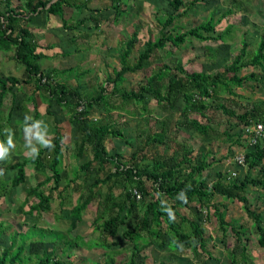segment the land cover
<instances>
[{
    "label": "trees",
    "instance_id": "obj_1",
    "mask_svg": "<svg viewBox=\"0 0 264 264\" xmlns=\"http://www.w3.org/2000/svg\"><path fill=\"white\" fill-rule=\"evenodd\" d=\"M21 1L22 6L15 8L12 0H0V53H11L10 59L22 66L24 85L33 86V93L25 96L22 87H17L19 81L15 77L0 78V114L4 110V102L10 99L6 118V124L9 125L15 114L20 117L29 114L25 101L29 102L34 108V116L21 123L33 126L40 115L36 96L48 106L54 101L66 112L69 123L75 128L73 157L82 159L83 162L77 170L67 174L63 168V134L55 125L54 136L45 140L48 143H44L32 156L12 164L0 165V199L10 197L17 187L24 185L28 168H32L36 184L27 189L20 210L28 206V210L24 212L26 216L49 213L53 206V194L64 180L66 185L57 196L62 213L65 207L62 194L72 184L78 197L68 211L70 232L76 229L91 203L96 207L91 222L93 230L99 234L95 245L108 252L103 262L94 264H145L147 257L142 253L152 245L175 253H179L180 248H185L197 260H204V256L212 258L207 250V237L203 227V223L211 219L217 222L223 233L229 228L240 245L242 233L234 225L235 221L225 220L222 211L225 206L216 203V197L241 206L254 225L258 246L264 250V216L252 209L247 197L248 186L264 190V138L256 137L254 132L247 133L256 142L245 145L242 167H246L247 172L243 178H235L232 173L216 172L215 179L209 184L210 174L204 175L203 172L211 163H207L205 158H195L189 145L177 143L170 157H164L158 152V146H166L173 140L168 133L171 119L159 122L152 133H140L143 137L140 136L139 146L124 162L121 155L111 154L107 150L106 143L109 139H114L132 145L136 139H131L130 142L123 130L116 128L110 121L93 120L90 117L93 111L103 109L111 120L113 110L131 104L139 106L141 113L150 115L147 101L153 100L161 110L181 116L184 120L180 123L181 126L192 130L201 138L224 136L226 142L240 145L245 130L256 125L264 127V102L257 101L251 106L242 107L234 99L224 96L237 97L235 90L242 89L247 83H255L257 86L264 83V36L254 54L249 53L248 43L242 40L238 54L215 74L203 71L188 73L178 61L173 67L163 64L144 83H140L137 89L126 90L123 87L124 76L144 71L149 61L167 45L179 48L190 38L202 43L224 44L230 38L232 26H227L220 33L216 27L224 16L232 14L231 8L222 16L220 14L218 19L212 15L205 22L178 34L174 33L175 22L186 14L187 9L206 0H191L186 3L183 0H168L170 11L165 14L164 21L158 23V36L144 42V51L137 56L135 62L130 63V56L138 42L137 32H133L123 42L122 52L118 57L120 69L113 70L92 95H80L75 88L66 84L67 81L57 79H64V76L67 80L72 76L78 77L76 68L51 69L46 73L42 71L40 61L47 60V55L33 30L39 31L43 27V20L49 23L46 19L50 18L60 19V29L63 31H77L85 27L87 22H93V26L86 29L97 27L102 21L94 18L93 13L96 11L92 12L88 8L93 0ZM110 2L109 9L113 12L112 21L115 23L124 14L125 6L121 0ZM236 5L240 6L239 1L232 0V7ZM65 9L73 10L74 16L64 19ZM86 9L90 16L79 18ZM180 9L184 11L180 13ZM89 36V33L79 31L78 35L69 39L68 44L78 52L80 48L76 39H88ZM204 56L215 62V52L210 47L205 48ZM249 68L259 69L261 74L252 71L247 75H240L242 70ZM20 90L23 92L19 96ZM179 101L182 103L181 109H178ZM208 111L211 112L210 115L207 114ZM199 118L204 122L199 121ZM4 125L0 123V139L5 140L0 142L2 147L10 141L7 135L11 134L8 130L3 135ZM139 155H142L141 160L146 161L143 165L138 161ZM254 170L257 172L256 177L251 174ZM79 175L83 176L81 184L77 183ZM34 200L35 203L30 205ZM183 210L186 213L192 212L193 219L183 213ZM124 227L122 237L130 245V257L117 263L111 251L118 243L108 240L114 239L120 228ZM7 230L8 227L0 222V242ZM29 231L28 234H31L34 230ZM16 236L17 234L10 236V245L2 248L0 264H68L52 255L54 250L39 256L38 251L46 248L45 240L31 242V250H35L26 256L25 241L29 240V236L19 235V244ZM51 238L54 244L63 236L56 233ZM77 241L85 245L83 237H75L73 242L66 243L67 251ZM243 248L242 254L245 251ZM176 258H179L178 255Z\"/></svg>",
    "mask_w": 264,
    "mask_h": 264
},
{
    "label": "rangeland",
    "instance_id": "obj_2",
    "mask_svg": "<svg viewBox=\"0 0 264 264\" xmlns=\"http://www.w3.org/2000/svg\"><path fill=\"white\" fill-rule=\"evenodd\" d=\"M54 1V0H53ZM191 0H183L189 2ZM240 6L232 7V0H206L197 3L193 8L187 9L186 14L175 22L176 30L174 33H184L188 29L202 22H205L209 17L214 15L216 18L222 16L231 8L232 14L224 16L220 20L216 29L218 33L223 31L227 26H232L230 38L224 44L220 43H202L197 39L190 38L186 43L179 48L167 45L162 51H158L155 58L149 61L148 67L144 71L135 74H126L124 76L123 87L126 90L137 89L140 83H144L146 78L161 67L167 64L170 67L176 65L180 61L185 71L192 72H207L215 74L227 66L233 58L238 54L241 47V41L245 40L248 43V51L254 54L261 37L264 36V0H238ZM122 4L126 5L128 11L125 10L118 22L112 21V10L110 0H93L88 4L89 10L96 11L93 17L100 19V24L97 27L93 26V22H87L85 27H81L74 32L63 31L61 21L58 18L46 19L49 23L43 20V27L39 31L33 30L39 45L43 48L47 55V60H41L40 66L44 73L51 69L63 70L68 68H76L78 77L64 76L70 87L77 90L80 95H92L100 83L105 78L113 73V70H119L118 57L121 54L122 45L125 40H128L133 32H137L138 42L135 44L133 52L130 56V63H134L137 56L144 51V42L149 38L158 36L160 21H164L165 14L169 12L168 0H121ZM23 2L21 0H12V6L20 8ZM239 9V10H238ZM99 11V12H97ZM184 11L180 9V13ZM74 16L73 10L65 9L64 19L68 20ZM90 14L88 10H83L79 18H87ZM76 17V15H75ZM220 18V17H219ZM218 19V18H217ZM81 33H89L88 39H76L79 51L68 44L69 39L74 35ZM53 48H52V47ZM206 47H210L212 52H215V62L207 59L204 56ZM11 53H0V78L15 77L19 84L17 87H22V92L26 95L33 93V86L24 85L23 80L25 75L22 66L16 64L10 59ZM261 74L259 69L249 68L242 70L241 76L251 72ZM254 86V87H253ZM109 91V90H108ZM237 97L224 96L234 99L242 107L251 106L254 102H264V83L257 86L255 83H247L242 89H236ZM24 97V95H23ZM39 117L33 126L22 125L25 119H32L34 116V108L31 103L25 101V106L29 114L26 117H20L16 114L13 116V122L6 124V118L10 106V99H6L4 110L0 114V123L4 125L2 133L10 131L7 137L10 141L3 145V155L0 156V165L12 164L21 161L23 158L30 157L34 152L44 146L45 140L54 136L55 125H57L63 134V168L70 175L72 171L78 169L83 162L82 159L73 157L75 152V128L69 123L68 115L65 111L56 105L54 101L48 106L43 104L36 96ZM148 108L151 112L146 115L139 111L140 107L135 104L125 105L121 109L111 112L112 119L109 120L103 109H97L91 113V119L110 121L116 128L123 130V134L131 142V139H136L134 144L126 145L123 141L109 139L106 143V148L111 154H119L122 160L126 162L129 156L139 146L140 136L143 137L144 132H153L157 129V124L161 121L170 120L169 136L171 142L166 146H158L157 150L164 157H170L173 150L176 149L177 143H185L193 150V155L197 159H206L211 166L206 169L203 174L209 175L208 183L211 184L215 179L216 172H224L228 174L235 173V178H243L247 172L246 167L238 166L235 158L242 155L245 151V145L248 143L246 134L243 133L240 145H233L226 142L224 136L204 139L192 130H188L181 126L183 118L174 115L171 112L163 111L153 100H148ZM182 108L181 101L178 102V109ZM239 111H242L238 109ZM210 111L207 112L210 115ZM23 118V119H22ZM148 119V120H147ZM221 120L222 117L220 116ZM204 122L202 118L198 119ZM9 127V128H8ZM6 139V137H5ZM1 141H5L0 139ZM264 145V143H262ZM152 151V149H150ZM142 155H139V163L143 165L146 161L141 160ZM12 170V169H11ZM12 172H15L14 170ZM253 177H256V170L251 171ZM83 176L79 175L78 184L83 181ZM66 182L62 180L57 191H55L52 210L49 213H41L39 216H26L25 211L28 206H24L20 210L24 201L27 189L34 186L32 168H28V176L24 185L17 187L5 199H0V222L8 227L7 232L2 236L0 242V252L3 247L10 245V236L17 234V244L20 243L19 235H28L29 240L25 241V255H31L35 249L31 250V242L45 240V250H39L38 254L41 257L44 252L50 253L63 263L68 264H94L103 262L108 251H105L95 245L99 237L98 232L94 231L91 222L93 220V212L96 207L91 203L86 210V214L77 224L74 231H69L68 211L75 204L78 194L73 190L71 184L69 188L64 189L63 200L65 207L61 213L58 204L57 196L65 187ZM247 197L252 209L260 212L264 216V190L248 186ZM216 203L225 206L224 214L227 222H233L242 233V243L238 245L235 236L227 229L223 233L217 222L213 219L203 223L205 234L207 237V250L212 258L206 256L204 260L195 259L192 253L180 248L179 253L163 251L155 246L148 247L142 254L145 259V264H264V250L257 244L258 236L254 232V225L241 206L237 203H231L216 197ZM34 202H30L32 205ZM186 213V210H183ZM204 214V211L202 212ZM190 218L193 219L192 212H187ZM264 223V220L262 221ZM120 228L117 236L108 241H116L118 246L113 247L111 253L114 255L117 263L124 262L130 257V245L123 239L122 232L125 229ZM34 230L31 234L30 231ZM44 236L41 235V233ZM60 234L62 239H58L52 244L51 235ZM59 236V235H57ZM44 237V238H43ZM75 237H83L85 245H81L79 241L72 246L71 250L67 251L66 243L73 242ZM238 245V247H236ZM90 246V247H89ZM183 247V246H182ZM244 247V248H243ZM242 248L245 250L242 254ZM178 255V259L176 258ZM34 258V256H32ZM235 262L233 261V259Z\"/></svg>",
    "mask_w": 264,
    "mask_h": 264
},
{
    "label": "built area",
    "instance_id": "obj_3",
    "mask_svg": "<svg viewBox=\"0 0 264 264\" xmlns=\"http://www.w3.org/2000/svg\"><path fill=\"white\" fill-rule=\"evenodd\" d=\"M249 132H254L256 137L264 138V127L262 125H256L255 127H252L251 129L245 130V134L247 136L246 139H248V143L250 145L254 144L256 141H255V138H253V137L251 138L248 135ZM235 161H236L237 165H239V166L243 165V163H244V159H243L242 155H238L235 158ZM234 175L235 174L233 173L232 176H234Z\"/></svg>",
    "mask_w": 264,
    "mask_h": 264
},
{
    "label": "clouds",
    "instance_id": "obj_4",
    "mask_svg": "<svg viewBox=\"0 0 264 264\" xmlns=\"http://www.w3.org/2000/svg\"><path fill=\"white\" fill-rule=\"evenodd\" d=\"M45 143L47 144L48 142H45ZM3 152H4V149H3L2 145H0V156L3 155ZM0 175H2V174H0Z\"/></svg>",
    "mask_w": 264,
    "mask_h": 264
},
{
    "label": "crops",
    "instance_id": "obj_5",
    "mask_svg": "<svg viewBox=\"0 0 264 264\" xmlns=\"http://www.w3.org/2000/svg\"><path fill=\"white\" fill-rule=\"evenodd\" d=\"M123 5L125 6V7H124V8H125V10H126V11H128V9H127L128 7L126 8V5H125V4H123ZM20 7H21V6H20Z\"/></svg>",
    "mask_w": 264,
    "mask_h": 264
}]
</instances>
